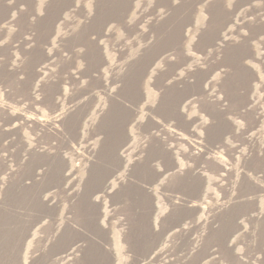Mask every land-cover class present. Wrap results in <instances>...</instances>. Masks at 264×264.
Listing matches in <instances>:
<instances>
[{
  "label": "rangeland",
  "instance_id": "obj_1",
  "mask_svg": "<svg viewBox=\"0 0 264 264\" xmlns=\"http://www.w3.org/2000/svg\"><path fill=\"white\" fill-rule=\"evenodd\" d=\"M0 264H264V0H0Z\"/></svg>",
  "mask_w": 264,
  "mask_h": 264
},
{
  "label": "bare ground",
  "instance_id": "obj_2",
  "mask_svg": "<svg viewBox=\"0 0 264 264\" xmlns=\"http://www.w3.org/2000/svg\"><path fill=\"white\" fill-rule=\"evenodd\" d=\"M164 35V34H163ZM166 36H167V34H166ZM81 43V42H80ZM82 44H84V43H82ZM82 44H79L78 43V48L79 47H81L82 46ZM165 50H167V48L165 49ZM71 110V109H70ZM165 110V109H164ZM72 112H74V110H71V111H69L67 114L65 113V114H60V115H58V116H56V118L54 119V124L56 125V127H60V125H62V127L64 128L63 129V131L65 130V136H69V135H72L73 133H74V131L76 132V127H77V124H78V121L77 120H79L78 118V115L79 114H75V115H73V116H71L72 114H70V116L68 117V118H71L72 120L71 121H67V115L69 114V113H72ZM162 113V112H161ZM162 114H164V113H162ZM167 114V113H166ZM174 115V114H173ZM163 117L165 116V114L164 115H162ZM77 117V118H76ZM171 117V116H170ZM168 119H170L169 117H168ZM172 119V118H171ZM167 121V120H166ZM170 121H172V120H169V122ZM34 122H40L39 123V126L42 128V129H47V127H48V122H44V121H40V120H38V119H34ZM159 126V125H158ZM161 126L162 125H160V128H161ZM162 127H164V126H162ZM64 134V133H63ZM195 143V142H194ZM196 147H201V144H199V143H195V145H194V148H196ZM108 158V157H107ZM162 159H159V158H157V159H154V161H161ZM101 161H102V163L104 162V161H106L105 160V158H104V161L103 160H100V162H98V163H101ZM114 161V160H113ZM56 162H57V157L55 156V157H53L52 159H51V161H46L44 164H42L39 168L40 169H42V170H46L45 168H47V171H45V178H48V179H52L53 177H56L55 175L57 174L58 176L59 175H61V173H55V170H56ZM101 163V164H102ZM112 163V162H111ZM110 163V161H107L106 163H105V165H100L99 164V166H98V168H99V170L100 171H104V170H107V168L110 166V165H112ZM112 167V166H111ZM114 168V167H113ZM109 169H110V167H109ZM116 168H114V170H115ZM145 170V169H144ZM116 172V171H115ZM115 172L114 173H112L111 174V176L113 177L114 175H116L115 174ZM143 173H144V171H142ZM146 173H148V171H146L145 172V174ZM96 174H98V172L96 173ZM141 175V174H140ZM146 175H148V174H146ZM150 175V174H149ZM62 176H64V174H62ZM95 176V175H94ZM98 176V175H97ZM142 177V176H141ZM148 177V176H147ZM93 178V177H92ZM143 178V177H142ZM146 178V177H145ZM95 179H97V177H94L93 178V181L95 180ZM91 181H92V179H91ZM97 182V181H96ZM148 182V181H147ZM145 183V184H149L150 185V183L152 182V180H151V182L150 183ZM193 183V182H192ZM96 185H97V183H95ZM47 185L49 186L48 188L50 189V188H56V184L53 182V181H49L48 183H47ZM186 185V184H185ZM187 186V185H186ZM191 187V186H190ZM52 188V189H53ZM193 192V191H192ZM192 196V195H191ZM190 198V197H189ZM193 198V197H192ZM177 201H180V205L181 206H183L184 208H187V209H189V208H191V207H193L194 205V203H192V201L191 200H188V199H186V200H184V199H178ZM174 203L175 202H173V205H174ZM90 260V259H89ZM91 261V260H90Z\"/></svg>",
  "mask_w": 264,
  "mask_h": 264
}]
</instances>
